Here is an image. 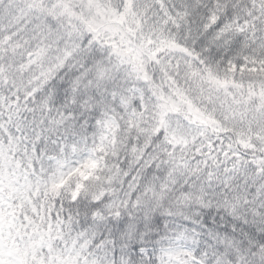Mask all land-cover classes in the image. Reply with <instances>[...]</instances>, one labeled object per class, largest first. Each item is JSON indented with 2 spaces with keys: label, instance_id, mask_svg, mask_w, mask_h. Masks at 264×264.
I'll return each mask as SVG.
<instances>
[{
  "label": "snow or ice",
  "instance_id": "1",
  "mask_svg": "<svg viewBox=\"0 0 264 264\" xmlns=\"http://www.w3.org/2000/svg\"><path fill=\"white\" fill-rule=\"evenodd\" d=\"M0 264H264V0H0Z\"/></svg>",
  "mask_w": 264,
  "mask_h": 264
}]
</instances>
